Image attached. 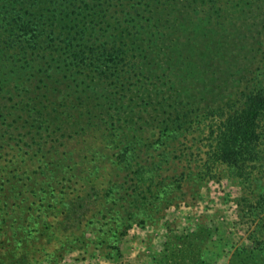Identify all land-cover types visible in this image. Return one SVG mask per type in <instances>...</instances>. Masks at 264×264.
<instances>
[{"label": "rangeland", "instance_id": "1", "mask_svg": "<svg viewBox=\"0 0 264 264\" xmlns=\"http://www.w3.org/2000/svg\"><path fill=\"white\" fill-rule=\"evenodd\" d=\"M64 1L120 27L143 19L130 35L145 56L125 60L121 83L106 80L91 100L53 76L38 116L35 65L62 61L65 36L39 12L51 4L0 0V264H229L264 223V158L246 184L202 165L211 127L264 80V0ZM158 8L154 33L145 24ZM23 21L35 23L34 54L19 43ZM260 131L264 157V121Z\"/></svg>", "mask_w": 264, "mask_h": 264}, {"label": "trees", "instance_id": "2", "mask_svg": "<svg viewBox=\"0 0 264 264\" xmlns=\"http://www.w3.org/2000/svg\"><path fill=\"white\" fill-rule=\"evenodd\" d=\"M53 1L58 3L55 5L52 3ZM102 1L120 7L124 0ZM139 2H144L146 4L144 5L145 7H148L149 3L151 7L156 6V3L151 0H126L123 8L136 7ZM64 3V0H31L30 3L33 8L36 6V9L51 4L54 12L50 13L47 7L39 12L41 16L47 17L50 22L60 25L61 27L58 29L59 36H65L62 39L63 43L59 42V52L56 51L59 56L64 57L62 61H53L51 59L46 62L44 60V63L35 65L44 72L42 77L41 74L38 76V80L43 82V88L39 87L38 82L35 80L34 85L37 88L30 92V98L33 101V112L38 116L41 115L44 108H38L37 106L44 99L47 103H50V99L54 98L50 95L52 92L49 81L53 76L58 75L55 78L62 83L65 82L76 86L83 85L78 89H81V93H85L87 97L89 96L87 99L91 100L92 95L90 93H95V88L103 87L101 84L104 85L106 80L112 79L116 83H121L119 80H123L125 77L121 73V65H123L122 63L125 60H131L135 63L137 56H145L142 47L137 44L140 38H137L135 34L134 37L130 35L133 32L132 30L137 31L136 33L142 30L143 25L141 22H144V20L140 19V17L133 15L130 19L132 26L120 27L112 23V19L108 20L105 11H97V7L94 8V11L93 8L90 11L80 8L76 11L78 14H73ZM57 6H60V10L55 8ZM125 12L127 14L126 10ZM162 12L163 10L158 8L153 14V18L149 19L150 23L148 25L145 24V26L150 25L154 33L158 30V27L153 28V26L160 22L159 14ZM112 14H115V12L112 11ZM25 23L26 21H23L20 25L17 24L19 27L18 31H21L19 43L25 44L23 45V52L30 55L36 53V49L28 47L27 44L29 41L28 37L33 31V27L30 24L35 23L33 21ZM0 29H4L1 24ZM55 29L56 27H54L53 31ZM1 33L2 31L0 30ZM33 35L34 37H39L37 33H33ZM128 39H131V41H128ZM11 41L13 40L11 39ZM45 45H49V42L47 41ZM45 45L35 42L30 46L39 48L43 46V51L49 50L45 48ZM173 50L176 51V47ZM38 53L47 54L46 52ZM51 53L49 52V58L54 56ZM32 70L34 71V68ZM29 76H37V73H31ZM90 88L95 90H90ZM58 95H61V93L59 92ZM242 95L240 104L234 109L231 108L226 111L227 115H223L218 127H211V151H209L208 159L202 165V168H206L205 174L208 175L215 167L225 165L231 172V179L239 180L240 184H246L248 178L253 176V173L248 168L250 166H253V168L257 167L258 162L264 158L262 150H260L262 142L260 130L264 121V80H260L258 85L250 88ZM53 107L52 109H46L45 115L49 116L52 114ZM169 129L170 126L167 127V130ZM127 142L128 144L132 143V141ZM52 147L58 149L56 145H52ZM125 149L130 150L131 145L125 147ZM65 150L72 149L66 148ZM168 264L185 263L179 260L177 262L170 261ZM200 264L204 263L201 262ZM229 264H264V223L260 224L253 237H250L249 245L238 248L234 252Z\"/></svg>", "mask_w": 264, "mask_h": 264}]
</instances>
